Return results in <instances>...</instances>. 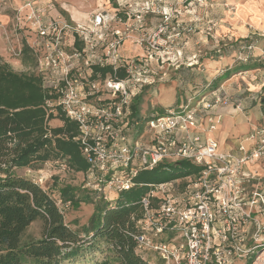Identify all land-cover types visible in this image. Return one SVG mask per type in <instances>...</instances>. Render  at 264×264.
Returning a JSON list of instances; mask_svg holds the SVG:
<instances>
[{
	"label": "built area",
	"instance_id": "1",
	"mask_svg": "<svg viewBox=\"0 0 264 264\" xmlns=\"http://www.w3.org/2000/svg\"><path fill=\"white\" fill-rule=\"evenodd\" d=\"M112 19L100 11L85 22H70L61 14L50 16L35 0L16 16L35 57L45 107L77 123L92 187L104 197L137 185L148 188L131 219L138 228L136 252L152 264H235L248 258L264 264V186H255L258 177L246 169L264 159V127L246 134L235 150H222L211 134L218 118L210 119L208 133L199 128V107L170 109L153 114L135 137L140 122L132 104L147 83L148 63L124 61L123 35L110 26ZM10 50L19 56L24 47ZM148 128L151 136L144 138ZM180 160L200 170L164 182H135L142 170ZM36 177L43 186L44 176ZM56 203L62 212L68 206L61 198Z\"/></svg>",
	"mask_w": 264,
	"mask_h": 264
},
{
	"label": "rangeland",
	"instance_id": "2",
	"mask_svg": "<svg viewBox=\"0 0 264 264\" xmlns=\"http://www.w3.org/2000/svg\"><path fill=\"white\" fill-rule=\"evenodd\" d=\"M35 2L46 8L50 16L61 14L70 22H85L100 11L113 17L110 26L121 30L123 35L121 52L124 61L143 59L148 63L144 74L147 83L137 97L140 102L139 117L157 114L160 111L165 113L170 109L199 107V128L209 133L210 119L218 118L220 122L212 134L219 140L218 129L224 121L223 109L236 108L237 110H234L236 116L233 122L227 125V130L239 127L233 135L238 142L255 127H264L261 122L249 124L248 115L243 114L247 109L240 105L251 96L250 82L260 80L264 75L263 71L258 72V68L253 71H237L235 68L234 71L237 72H233L221 83V74L234 69L242 62L264 63L261 56L264 54V27L237 17L236 5L229 0H35ZM242 26H246L247 30L239 34ZM0 27L3 26L0 24ZM5 29L4 33L8 37L11 34L10 29L9 27ZM248 44L253 48L247 49ZM103 50L102 47L98 49L99 52ZM22 55L23 53L20 57ZM247 55L249 58L245 60ZM14 56L19 58L17 55ZM226 59L230 62L228 60L225 62ZM31 64H24V67L17 71L24 73V69ZM119 73L124 75V70L119 69ZM34 74L37 75L36 72ZM257 86L261 87V84ZM215 87L219 89L207 94L209 100L201 99L204 93ZM262 92H258V100L263 97ZM200 101L205 106H200ZM45 109L46 136L53 139L68 138V134L55 130L64 125L62 119L64 113L57 108ZM147 136L149 138L151 136L149 128L146 129L144 138ZM77 137L78 134L73 137L74 140L77 141ZM228 138L226 133V136L221 138V144L223 145ZM45 153L46 150H42L33 157L31 164L19 168L17 172L30 179L44 176L46 181L43 187L57 201L63 198V190L67 192L65 195H73L75 198L92 197V202L82 199L77 202L70 200L68 206L63 209L65 222L74 229H82L89 223L94 212L95 203L98 201L96 197L103 195L92 187L93 183L90 182L92 177H89L87 170H76L68 157L51 155L43 160L40 156ZM246 169L248 173L253 172L258 177L252 182L256 184L255 186H264V159L247 165ZM167 177L171 178L174 175L163 174L158 178L151 175L149 181L157 182ZM134 193L114 191L109 193L108 197H131ZM135 195L138 197L139 193ZM124 200L121 199L120 202ZM44 226V220L37 219L28 227L25 238L41 237ZM100 245L103 248L107 247L105 243ZM108 255L111 254L86 252L78 261L68 264H101ZM110 259L116 264L113 258ZM154 260L158 262L159 258L154 257ZM251 260L252 258H248L235 264H250Z\"/></svg>",
	"mask_w": 264,
	"mask_h": 264
},
{
	"label": "trees",
	"instance_id": "3",
	"mask_svg": "<svg viewBox=\"0 0 264 264\" xmlns=\"http://www.w3.org/2000/svg\"><path fill=\"white\" fill-rule=\"evenodd\" d=\"M261 67L264 68V63L242 62L222 73L221 83L233 72ZM235 68L238 70L234 71ZM217 89L215 87L202 97ZM45 97L38 75L17 72L0 60V264H68L91 251L111 254L101 264H113L110 258L116 264H152L136 252L134 234L138 228L131 219L132 213L140 212L138 201L147 192L146 186L137 185L128 190L139 193L138 197L135 193L131 197H96L98 201L89 223L82 229H74L65 222L64 213L51 193L17 172L18 168L31 164L33 157L42 150H46L40 156L43 160L51 155L68 157L76 170L88 169L79 141L73 138L79 134L75 121L62 115L65 123L60 129H55L68 134V138L46 136ZM137 97L132 104L133 113L140 122L135 127V137L143 131L145 121L156 114L139 117L140 102ZM163 113L160 111L157 114ZM199 170V166L186 160L165 162L151 170L140 171L135 182H164L195 174ZM163 174L174 177L149 181L151 175L158 178ZM65 193L63 190L64 201L82 199L92 202V197L75 198ZM121 199H125L124 202H120ZM37 219L45 222L42 236L25 238L28 227ZM101 243L107 247H101Z\"/></svg>",
	"mask_w": 264,
	"mask_h": 264
},
{
	"label": "crops",
	"instance_id": "4",
	"mask_svg": "<svg viewBox=\"0 0 264 264\" xmlns=\"http://www.w3.org/2000/svg\"><path fill=\"white\" fill-rule=\"evenodd\" d=\"M27 1L28 0H0V24L1 26H3L0 27V60L1 62L7 63L10 66H12L15 71L17 70L20 71L24 67V64L26 65L28 63L29 64L32 63L31 66L24 69V73L33 74L34 72L32 73V71L35 67L34 54L27 44L26 31L19 30L18 26L16 25L17 23L16 16L18 9L23 7ZM229 1L236 5L237 15H238L237 17L242 18V20L246 22L249 21L255 24L256 26L264 27V0H229ZM26 12L27 9H24L23 14L25 15ZM5 27H9L11 32V34L8 37L4 33V31L6 30ZM246 30L247 27L242 26L240 27L238 32L240 34L246 32ZM20 45H23L24 51H23V55L21 57L19 55V58H17L16 56H14V54H12L10 48H12V46L16 47ZM227 60L229 61V59H226L225 62H228ZM23 61L25 62L23 63ZM253 70L255 69H252L250 71ZM257 70H259L258 72L263 71L262 74H264L263 68H258ZM263 79H264V75L261 77L260 80L250 82L251 83L250 85L252 86L249 89L251 90L250 91L251 96L245 101H243V103H240V105H243V109H247V111L243 112V114L248 115V118L250 119L249 124L251 125L259 122L264 124V82H263L264 80ZM258 84H261V87H258L257 86ZM261 91H263L262 92L263 97H261L260 100H258V92ZM235 109L236 108L223 109L224 121L220 129H218L219 131L218 136L220 138L218 139L220 140L219 141L220 148L222 150L235 149L238 143L237 138H233V135L237 132L236 130L239 129V127L233 128L230 131L227 130V125L233 122V119L236 116V114L234 113L236 112L234 111ZM249 131L250 130H248V132ZM226 133H228L229 138L222 145L221 138L226 136Z\"/></svg>",
	"mask_w": 264,
	"mask_h": 264
}]
</instances>
